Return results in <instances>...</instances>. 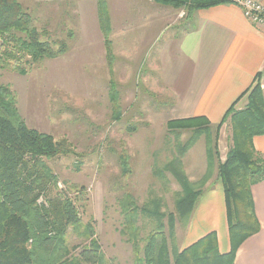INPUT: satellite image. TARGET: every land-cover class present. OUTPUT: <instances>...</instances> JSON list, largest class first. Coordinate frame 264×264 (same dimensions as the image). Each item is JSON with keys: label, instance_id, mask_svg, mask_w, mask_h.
I'll use <instances>...</instances> for the list:
<instances>
[{"label": "rangeland", "instance_id": "rangeland-1", "mask_svg": "<svg viewBox=\"0 0 264 264\" xmlns=\"http://www.w3.org/2000/svg\"><path fill=\"white\" fill-rule=\"evenodd\" d=\"M19 1L45 37L68 44L65 53L53 58L27 63V57H22L16 62L24 69L22 72L12 67L0 69V85L15 94V107L25 124L55 140H65L68 147L66 154L46 163L56 178L53 192L68 196L77 208L80 223L67 228L52 253L65 264H86L79 261V250L98 245L99 236L105 233L100 239L105 261L98 264H116L115 258H109L114 246L109 236L119 232L123 242L128 243L126 234L130 229L121 205L125 199L136 207L138 239L154 225L143 217L141 208L145 207L163 214L161 223L166 233L172 230L175 243L176 230L182 228L183 220L168 215L173 212L177 197L202 187H198L200 181L188 180L185 170L190 171L187 166L195 159L194 152L201 149L204 140L207 147V142L204 134L193 139L190 129L167 128L169 120L188 117H170L173 91L157 74V54L162 43L172 36L177 38L190 25L191 16L185 10L155 2L128 0L131 5L123 17L114 19L111 15L117 10L115 0H105L114 55L110 65L93 4L83 5L82 0ZM143 5L152 9L166 7L170 25L154 41H122L121 36L130 29L129 21L124 25V18H136L133 11ZM176 41L165 49L169 56L175 55ZM110 83L115 91L110 90ZM217 140L224 156L231 145L226 124ZM185 154L189 159L192 155L188 162ZM210 161L213 163L214 158ZM124 167L128 172L123 171ZM181 177L192 188H182L178 182ZM154 199L159 203H152ZM37 202L45 203V197L40 196ZM88 233L92 236L88 237ZM118 261L128 263L125 251Z\"/></svg>", "mask_w": 264, "mask_h": 264}, {"label": "trees", "instance_id": "trees-1", "mask_svg": "<svg viewBox=\"0 0 264 264\" xmlns=\"http://www.w3.org/2000/svg\"><path fill=\"white\" fill-rule=\"evenodd\" d=\"M95 1L105 55L111 65L114 55L109 38L110 21L106 2ZM152 2L185 10L187 15L198 9L234 3L233 0ZM44 35L45 32L35 26L33 16L19 0H0V69L12 67L22 72L24 69H20L16 63L22 57H27L26 61L30 63L67 51V41H51ZM259 76L257 72L250 87L241 93V96L246 94V106L236 109L232 103L217 124H210L205 116L173 119L166 124L169 131L190 129L193 139L204 134L208 162L211 157L217 159V178L222 184L225 201L228 252L219 251L216 233L211 231L182 250H174L171 258L169 247L174 240L173 233L172 230L167 233L164 230L161 223L163 214L141 208L143 217L154 225L140 240L135 228L138 218L136 207L125 199L121 205L127 228L130 229L126 239L132 247V264H233L241 243L259 231L260 224L251 194V187L264 180V154L256 151L253 145L255 136L264 135V92ZM110 90H116L112 83ZM225 123L230 130L231 145L225 159L220 161L218 131ZM67 152L65 140H55L50 134L29 128L17 112L15 94L7 86L0 85V264H65L52 251L67 228L80 223V217L76 206L65 193L53 192L56 178L46 160ZM208 174L210 172L207 171L203 180ZM178 182L184 189L191 187L182 177ZM199 193L200 190H189L177 197L169 218L183 220V224H186ZM40 196L45 197V203L37 202ZM91 236L88 233V237ZM78 257L80 262L86 264H98L102 259L105 261L96 244L81 248Z\"/></svg>", "mask_w": 264, "mask_h": 264}, {"label": "crops", "instance_id": "crops-1", "mask_svg": "<svg viewBox=\"0 0 264 264\" xmlns=\"http://www.w3.org/2000/svg\"><path fill=\"white\" fill-rule=\"evenodd\" d=\"M32 1L38 3L42 0ZM45 1L52 3L56 0ZM85 1L87 0H82L83 5L93 4L97 19L96 1ZM138 2L155 4L150 0ZM114 3L117 7L115 14L111 15L114 19L123 17L125 10L131 5L128 0H115ZM140 7L133 11L136 18H124V25L127 26L129 21L127 27L130 29L121 36L122 41H142L147 38L151 42L170 25L166 7ZM190 16V25L182 29L179 38L169 36L158 48L157 74L162 75L161 80L173 91L171 118L204 115L211 124H217L232 103L239 109L246 106V94L241 96V93L250 87L257 72L260 73L259 81L264 92V28L252 25L235 3L198 9ZM175 39V55L169 56L165 49ZM148 56L150 59L151 55ZM253 145L256 151L264 154V135L255 136ZM217 150L219 160L226 156L227 152L224 156L220 154L218 140ZM194 154L196 157L189 166L185 162L190 170H185V176L187 175L188 180L200 181L198 187H202L187 223L176 230L175 243H171L169 247L171 258L174 250H182L211 231L216 233L221 253L228 252L230 248L223 187L217 178V159L214 158L213 163L208 162L205 140L201 149L199 147ZM185 157L188 162V154ZM207 171L211 176L203 180ZM251 194L260 229L241 243L233 264H264V180L251 187ZM101 236L98 238V246L104 255ZM109 237L114 244L113 255L109 258H115L116 264H121L118 257L125 251L127 264H132L130 243L123 242V236L119 232L110 233Z\"/></svg>", "mask_w": 264, "mask_h": 264}, {"label": "built area", "instance_id": "built-area-1", "mask_svg": "<svg viewBox=\"0 0 264 264\" xmlns=\"http://www.w3.org/2000/svg\"><path fill=\"white\" fill-rule=\"evenodd\" d=\"M247 20L255 26L264 28V0H233Z\"/></svg>", "mask_w": 264, "mask_h": 264}]
</instances>
